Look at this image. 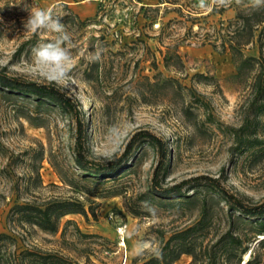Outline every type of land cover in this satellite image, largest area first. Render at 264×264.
I'll use <instances>...</instances> for the list:
<instances>
[{"label": "rangeland", "instance_id": "obj_1", "mask_svg": "<svg viewBox=\"0 0 264 264\" xmlns=\"http://www.w3.org/2000/svg\"><path fill=\"white\" fill-rule=\"evenodd\" d=\"M233 1L227 0V7L221 12L219 0H195L193 3L190 0H81L71 7H51L46 0H0V66L7 67L15 77L56 83L76 100L84 112L87 146L96 158L121 156L131 137L140 129H147L169 143L171 156L166 184L201 175L221 176L231 192L261 202L264 200V162H254L247 152L234 153L232 140L217 130L218 124L238 127L241 123L240 104L244 93L230 80L236 71L232 56L228 51L222 53L221 49H216L213 41L206 38L207 33L213 34L212 26L219 27L222 22L227 24L235 17V7H229ZM98 3L96 14L80 15L81 11L90 10ZM190 3L194 11L186 7ZM32 8L51 9L54 15L62 17L73 35L71 71L64 80L49 81L32 61V48L53 37L49 32L39 31L38 36H33L25 30L23 22L28 18L27 10ZM179 8H182L183 16L177 11ZM190 14L198 18L195 24L187 18ZM101 36L112 45L106 46V50L122 51L125 56L119 59L120 66L111 72L106 85L96 91L85 81L84 70L91 63V44L94 38ZM139 40L144 41L151 52L148 53ZM175 44L179 45L185 65L179 72L167 69L163 61L166 46ZM22 45L24 50L18 53ZM244 54L258 57L257 45L248 46ZM153 56L157 62L156 70L151 66ZM140 70L151 78L161 73L163 78L176 79L188 89L196 90L198 97L207 103V112L213 113L215 125L205 123L204 109L196 110L200 123L198 130L184 123L169 104L150 106L138 102L119 84H125L134 71ZM197 74H204L213 81L208 85L199 84L195 78ZM110 96L114 100L107 99ZM119 98L121 102L116 103ZM104 100L109 103V111ZM190 100L194 101V97ZM75 132L76 122L61 108L53 104L38 107L33 98L14 95L0 86V234L15 236L17 248L23 250L35 246L56 251L80 264H86L87 258L93 264H143L159 255L160 233L168 239L174 230L198 219L199 211L188 210V205L157 207L155 216L143 210L145 216L136 218L126 211L123 197L116 196L95 198L97 220L91 216L87 220L81 215L65 217L55 236L27 228L13 229L8 223V215L18 196L14 183L18 181L23 185L33 178L34 163L31 160L42 150V188L21 189L20 202H33L36 197L84 201L83 196L61 182L50 163V154H53L65 172L69 175L78 173L73 158ZM137 155L139 161L131 171L110 181L86 184L89 190L105 195L123 191L129 197L147 192L159 157L148 145ZM12 160L16 165L4 173L2 170ZM220 207L215 227L219 232H226L229 228L227 210L223 203ZM67 221L74 224L62 235ZM120 228L124 234L119 233ZM259 254L261 264H264V250ZM248 258L249 255L245 259ZM191 262L192 257L183 256L176 264Z\"/></svg>", "mask_w": 264, "mask_h": 264}, {"label": "trees", "instance_id": "obj_2", "mask_svg": "<svg viewBox=\"0 0 264 264\" xmlns=\"http://www.w3.org/2000/svg\"><path fill=\"white\" fill-rule=\"evenodd\" d=\"M190 1L193 3L195 0ZM192 3L186 7L194 11ZM174 4L178 5V3ZM220 6L221 12H224L227 4ZM231 6L235 7V17L227 24L222 22L219 27L212 26L214 32L207 33L206 38L213 41L216 49H221L222 53L228 51L232 56L236 71L230 80L244 93L240 104L241 123L238 127L218 124L217 130L232 140L231 149L234 153L247 152L254 162H264V7L259 10L252 8L251 0H234L229 5ZM177 11L183 16L182 8ZM213 11L215 12L216 8ZM191 14L187 18L195 24L194 21L198 18H193ZM83 23L80 22V24ZM189 30L191 32L192 28ZM32 35L38 36V33H32ZM38 40L41 39L38 38ZM105 40L103 36L94 38L91 44L92 50L102 49L101 58L91 62L84 70L85 81L96 91L106 85L111 72L120 66L119 59L125 56L122 51L106 50V46L112 45ZM139 41L148 53L151 52L144 41ZM255 44L258 47L259 56L246 57L245 49ZM178 49V44L166 46V52L163 55L164 66L177 72L185 67ZM23 50L22 45L18 53ZM135 66H139V61ZM151 66L157 69L155 56ZM195 78L199 84L208 85L209 81H213V78L204 74H197ZM119 81H122V78ZM119 85L133 94L141 104L150 106L169 104L175 108L184 123L195 129L200 128L199 116L196 112L200 109L206 110L205 123L215 125L213 113L207 112L208 105L198 97V92L188 89L176 79L163 78L161 73L151 78L140 70L134 71L130 80ZM0 86L14 95L33 98L38 107L53 104L76 122L73 158L78 173L69 175L65 172L64 168L54 160L53 154H50V163L61 182L84 197V201L74 198L40 199L36 197L33 202H20L21 189L42 188L40 169L44 160V151L37 152L31 160L34 163L33 178L23 185L18 181L14 183V191L18 196L8 215V223L13 226V229L27 228L34 232L55 236L60 232L62 221L67 216L81 215L87 220L91 216L97 220L98 205L95 198L121 196L124 199L126 211L136 218L143 217L146 213L141 208V201L149 200L156 207L162 208L188 205V210L199 211L198 219L189 226L177 228L168 239L163 232L160 233L159 255L143 264H176L183 256L192 257L190 264H261L259 251L264 250V200L255 202L246 195L231 192L225 186V180L221 176L201 175L179 183L166 184L171 156L169 143L147 129H140L131 137L121 156L98 159L87 146V129L82 107L56 83H38L15 77L10 74L7 67L0 66ZM191 97H194V101L190 100ZM113 98L110 96L107 99ZM104 102L109 111V103L107 100ZM115 102H121V98ZM26 118L33 121V118L27 116ZM37 127L42 126L37 124ZM146 145L154 148L159 157L147 192L129 197L123 191L105 195L89 190L86 184L96 185L98 181H110L131 171L139 161L137 154ZM14 165L16 161L12 160L2 171L9 172L8 168H13ZM222 203L226 207L229 224L226 232H219L215 227ZM71 224L74 223L72 221L65 223L62 235H65L67 227ZM17 243L15 236L0 234V264H80L56 251L42 250L35 246L19 249ZM248 255L249 258L246 260ZM86 264L93 263L87 258Z\"/></svg>", "mask_w": 264, "mask_h": 264}, {"label": "clouds", "instance_id": "obj_3", "mask_svg": "<svg viewBox=\"0 0 264 264\" xmlns=\"http://www.w3.org/2000/svg\"><path fill=\"white\" fill-rule=\"evenodd\" d=\"M226 4L227 0H219ZM252 8L259 10L264 7V0H251ZM28 18L23 22L27 31L36 33L46 31L53 34L51 40L39 42L32 48V61L38 71L49 81L59 82L70 75L74 48L73 35L64 24L62 17L53 14L51 9L32 8ZM102 49H96L89 54L91 62L101 58ZM141 208L155 216L156 205L151 201H141Z\"/></svg>", "mask_w": 264, "mask_h": 264}, {"label": "crops", "instance_id": "obj_4", "mask_svg": "<svg viewBox=\"0 0 264 264\" xmlns=\"http://www.w3.org/2000/svg\"><path fill=\"white\" fill-rule=\"evenodd\" d=\"M88 1H90V0H88ZM79 2H81V0H46V4L48 6H51V7H54L56 5H62V4L70 5V7H71V5H77V4H79ZM99 6H100V4L98 3V4H96V6L92 7L90 10H83L80 12V15H84L85 13H87V15L96 14V12L99 9Z\"/></svg>", "mask_w": 264, "mask_h": 264}, {"label": "built area", "instance_id": "obj_5", "mask_svg": "<svg viewBox=\"0 0 264 264\" xmlns=\"http://www.w3.org/2000/svg\"><path fill=\"white\" fill-rule=\"evenodd\" d=\"M119 233L124 234V232H123V228H120V229H119Z\"/></svg>", "mask_w": 264, "mask_h": 264}, {"label": "bare ground", "instance_id": "obj_6", "mask_svg": "<svg viewBox=\"0 0 264 264\" xmlns=\"http://www.w3.org/2000/svg\"><path fill=\"white\" fill-rule=\"evenodd\" d=\"M122 245H125V243H123Z\"/></svg>", "mask_w": 264, "mask_h": 264}, {"label": "water", "instance_id": "obj_7", "mask_svg": "<svg viewBox=\"0 0 264 264\" xmlns=\"http://www.w3.org/2000/svg\"><path fill=\"white\" fill-rule=\"evenodd\" d=\"M262 239V238H261Z\"/></svg>", "mask_w": 264, "mask_h": 264}]
</instances>
